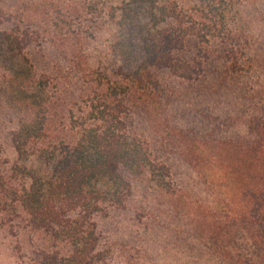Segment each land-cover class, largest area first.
Instances as JSON below:
<instances>
[{"label":"trees","instance_id":"obj_1","mask_svg":"<svg viewBox=\"0 0 264 264\" xmlns=\"http://www.w3.org/2000/svg\"><path fill=\"white\" fill-rule=\"evenodd\" d=\"M0 226L25 264H264V0H0Z\"/></svg>","mask_w":264,"mask_h":264},{"label":"rangeland","instance_id":"obj_2","mask_svg":"<svg viewBox=\"0 0 264 264\" xmlns=\"http://www.w3.org/2000/svg\"><path fill=\"white\" fill-rule=\"evenodd\" d=\"M122 1L123 0H107L109 4L113 2L121 4ZM220 190L221 189L218 187L216 191L220 192ZM196 192V196L200 197L203 202H218L220 205L222 204V198L217 192L212 194L213 192H211L210 189L200 191V188H197ZM14 240V237L0 226V264H25L16 254V243Z\"/></svg>","mask_w":264,"mask_h":264}]
</instances>
